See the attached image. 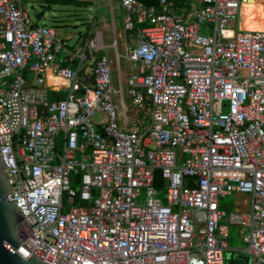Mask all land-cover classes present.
I'll return each mask as SVG.
<instances>
[{
	"label": "built area",
	"instance_id": "obj_1",
	"mask_svg": "<svg viewBox=\"0 0 264 264\" xmlns=\"http://www.w3.org/2000/svg\"><path fill=\"white\" fill-rule=\"evenodd\" d=\"M23 1L0 0V155L23 246L44 264H226L237 226L264 264V31L240 29L242 0H120L138 65L123 78L116 38L114 67L101 32L69 46ZM234 193L247 210L222 209Z\"/></svg>",
	"mask_w": 264,
	"mask_h": 264
},
{
	"label": "rangeland",
	"instance_id": "obj_2",
	"mask_svg": "<svg viewBox=\"0 0 264 264\" xmlns=\"http://www.w3.org/2000/svg\"><path fill=\"white\" fill-rule=\"evenodd\" d=\"M49 0H24L27 14L30 22L34 27L51 28L56 34V39L65 41L69 46H77L80 42H83L89 38L88 34L94 32H102L103 44L109 46L104 53L112 62H114V49L110 47L112 45L113 38H116V49L120 56V68L121 76H127L130 71H137V63L129 62L125 55V48L130 45L131 48L136 47V42L133 36L126 35L122 25V11L119 8L120 0H91L87 6H60V5H48ZM261 1V0H257ZM47 6L51 7V10H46ZM262 9H257L252 0H243L240 13V29L246 31H262V27L253 20L257 21L258 13ZM41 11H45L44 16L40 20H36L37 14ZM201 34L209 35L212 29L209 25L200 26ZM206 30V32L204 31ZM232 33H230L231 35ZM91 38V36H90ZM116 67V65L114 66ZM114 86L117 88V75L113 73ZM124 91L126 87L123 86ZM125 103L128 104L127 98ZM103 119V116L98 113L91 121L96 124ZM251 196L246 193H234L231 197H225L221 200L224 205L223 210L235 211L237 206L243 207L247 210L248 207L244 206V203H250ZM203 224H195V231H198ZM229 227V240L228 246L231 249L227 254L229 258L226 259V264H241L240 261L235 260L233 255L234 251L244 255L241 251L244 248L242 242V232L237 226Z\"/></svg>",
	"mask_w": 264,
	"mask_h": 264
},
{
	"label": "water",
	"instance_id": "obj_3",
	"mask_svg": "<svg viewBox=\"0 0 264 264\" xmlns=\"http://www.w3.org/2000/svg\"><path fill=\"white\" fill-rule=\"evenodd\" d=\"M46 10H51V7L47 6ZM44 14L45 11H41L36 20H40ZM9 194L8 177L0 155V264H44L19 241V228L25 218L16 209L13 201L7 200ZM229 255H226V259ZM233 258L241 264L250 262L249 256L239 253H235Z\"/></svg>",
	"mask_w": 264,
	"mask_h": 264
},
{
	"label": "trees",
	"instance_id": "obj_4",
	"mask_svg": "<svg viewBox=\"0 0 264 264\" xmlns=\"http://www.w3.org/2000/svg\"><path fill=\"white\" fill-rule=\"evenodd\" d=\"M145 5H155L157 3L156 0H141ZM174 6L176 8H188L187 0H173ZM88 2H80L78 0H49L48 5H60V6H87ZM57 84V83H56ZM63 95L58 96L57 98H62Z\"/></svg>",
	"mask_w": 264,
	"mask_h": 264
},
{
	"label": "crops",
	"instance_id": "obj_5",
	"mask_svg": "<svg viewBox=\"0 0 264 264\" xmlns=\"http://www.w3.org/2000/svg\"><path fill=\"white\" fill-rule=\"evenodd\" d=\"M89 3V2H88ZM252 3H253V5L257 8V9H262L259 13H258V16H257V21L254 19L253 20V22L255 23L256 22V24H258V25H260L261 27H262V31H264V0H261V1H257V0H252ZM242 5H243V1H242ZM242 7V6H241ZM119 8H120V5H119ZM175 9H176V7H175ZM178 9V8H177ZM120 10H121V8H120ZM122 11V10H121ZM102 33V32H101ZM89 35V34H88ZM127 35V34H126ZM102 42H103V39H102ZM106 48L104 49V50H107L108 48H109V46H105ZM104 50L103 51H101L99 54H98V57L99 56H101V55H106L105 53H104ZM107 56V55H106ZM114 56V55H113ZM120 70H121V68H120ZM31 76L30 75H28V78H30ZM56 83H59V81H57V80H54V79H52V78H48L47 79V84L49 85V87L51 88V89H55L56 87H54L55 86V84Z\"/></svg>",
	"mask_w": 264,
	"mask_h": 264
},
{
	"label": "bare ground",
	"instance_id": "obj_6",
	"mask_svg": "<svg viewBox=\"0 0 264 264\" xmlns=\"http://www.w3.org/2000/svg\"><path fill=\"white\" fill-rule=\"evenodd\" d=\"M226 35H227V36H231L232 34L230 35V32H229V33H226Z\"/></svg>",
	"mask_w": 264,
	"mask_h": 264
}]
</instances>
